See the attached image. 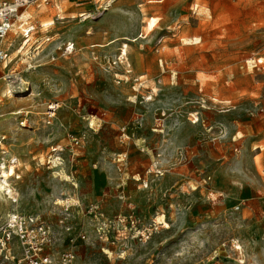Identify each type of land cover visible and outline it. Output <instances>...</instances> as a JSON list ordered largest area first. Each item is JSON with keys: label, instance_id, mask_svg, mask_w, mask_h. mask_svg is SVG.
Here are the masks:
<instances>
[{"label": "rangeland", "instance_id": "374dc122", "mask_svg": "<svg viewBox=\"0 0 264 264\" xmlns=\"http://www.w3.org/2000/svg\"><path fill=\"white\" fill-rule=\"evenodd\" d=\"M2 47L0 157L50 253L264 264V0H49Z\"/></svg>", "mask_w": 264, "mask_h": 264}, {"label": "built area", "instance_id": "2783aa9c", "mask_svg": "<svg viewBox=\"0 0 264 264\" xmlns=\"http://www.w3.org/2000/svg\"><path fill=\"white\" fill-rule=\"evenodd\" d=\"M48 1L4 0L0 2V64L4 63L8 57L7 49L2 47V41L13 28L20 12L30 6H37L40 2L47 3ZM114 1L104 0V4L109 5ZM29 31V28L25 29L24 36L27 37ZM55 107L56 104L49 105L48 119L54 115ZM2 153L7 154L6 151ZM17 164L15 157L8 159L0 157V182L4 183L5 180L6 184L10 185L9 179L13 177ZM10 168H12V174ZM15 178H18V175H15ZM11 188L10 193L6 190L4 192L10 208L5 211L4 217L0 215V257L13 260L14 264H74L75 257L71 251H64L57 257L49 252L55 242L52 229L39 216L22 214L15 209L18 202L17 193L12 186ZM14 244L19 251L18 257L12 253Z\"/></svg>", "mask_w": 264, "mask_h": 264}, {"label": "bare ground", "instance_id": "6f19581e", "mask_svg": "<svg viewBox=\"0 0 264 264\" xmlns=\"http://www.w3.org/2000/svg\"><path fill=\"white\" fill-rule=\"evenodd\" d=\"M185 42H187V43H194L193 42V39H186L185 40ZM125 45V44H124ZM123 45V46H124ZM122 48V47H121ZM120 48V49H121ZM122 50V49H121ZM120 50V51H121ZM124 50H125V48H124ZM122 52V51H121ZM123 54H125V52L123 53ZM123 57H124V55H123ZM32 94V93H31ZM22 108L20 107V108H18V112L17 113H20V110H21ZM12 168H10V173L12 174ZM3 173V172H2ZM7 182L4 180V183L3 182H0V194L4 197V192H5V190L6 191H8V193H10L11 191H12V188H11V186L9 185V184H6ZM6 200V199H5ZM7 201V200H6ZM20 212V211H19ZM3 217H4V215H3ZM237 249H240V247L238 248L237 247Z\"/></svg>", "mask_w": 264, "mask_h": 264}, {"label": "crops", "instance_id": "0c3cea01", "mask_svg": "<svg viewBox=\"0 0 264 264\" xmlns=\"http://www.w3.org/2000/svg\"><path fill=\"white\" fill-rule=\"evenodd\" d=\"M116 1V0H115ZM113 3V2H112ZM16 210H18L19 209V207L16 205V208H15ZM19 211V210H18Z\"/></svg>", "mask_w": 264, "mask_h": 264}]
</instances>
